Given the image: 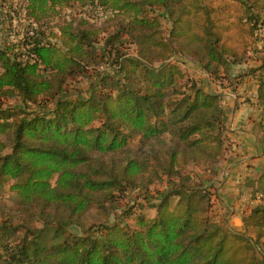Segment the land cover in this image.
<instances>
[{"label":"trees","instance_id":"obj_1","mask_svg":"<svg viewBox=\"0 0 264 264\" xmlns=\"http://www.w3.org/2000/svg\"><path fill=\"white\" fill-rule=\"evenodd\" d=\"M22 9L18 38L0 40V191L8 184L15 197L0 222V264H264V170L242 230L216 223L207 177L191 171L225 151L221 95L179 60L228 83L246 64L264 156V48L248 65L264 0H24ZM83 77H94L86 95L72 93ZM160 182L151 217L129 205L130 221L83 229L90 209L107 217L130 188Z\"/></svg>","mask_w":264,"mask_h":264},{"label":"crops","instance_id":"obj_2","mask_svg":"<svg viewBox=\"0 0 264 264\" xmlns=\"http://www.w3.org/2000/svg\"><path fill=\"white\" fill-rule=\"evenodd\" d=\"M251 62L248 60L249 66L259 64L257 60L254 64ZM234 67L229 83L200 71L203 80L199 81L204 90L221 95L226 140L223 155L206 169L207 174L200 171L199 177H207L205 186L210 192L212 219L233 231H241L243 212L258 198V193L254 198L252 194L257 186L256 179L264 170V156L258 143V122H254L260 114L255 81L243 75L246 64ZM240 73L242 76L237 77ZM203 84H207L206 87Z\"/></svg>","mask_w":264,"mask_h":264},{"label":"rangeland","instance_id":"obj_3","mask_svg":"<svg viewBox=\"0 0 264 264\" xmlns=\"http://www.w3.org/2000/svg\"><path fill=\"white\" fill-rule=\"evenodd\" d=\"M23 1L24 0H0V40L6 39L5 41H15L19 34L21 33L22 29L27 24V20L24 18V12H23ZM97 17H100L99 15ZM103 19H99V22H103ZM109 20V19H108ZM106 20V21H108ZM162 28L164 33L168 30V22L167 20L162 17ZM264 48V37H262L258 42L253 46L251 49V52L249 54V60L253 61L256 59V57L260 54L258 50ZM129 52H131V49H129ZM180 60V66L185 70V73L192 77L196 82H198L201 86L199 80H203L202 76L200 75V71H203L205 74L206 72L200 67V65L193 59L189 58V56H181ZM249 65V64H248ZM105 66H103L104 68ZM248 67H245L246 70ZM101 69V68H100ZM232 70H235V67L232 66ZM207 75V74H206ZM208 76V75H207ZM196 78V79H195ZM94 81V77H83L78 79L75 83L71 84V92H79L82 95H86L87 88L89 84H91ZM204 85V84H203ZM207 85V84H206ZM204 85V87H206ZM9 106H16L18 104L17 101L14 99H10L6 102ZM260 115H258L254 122L256 124V121H259ZM210 168V167H209ZM202 169H192V175L195 179L200 178L199 174ZM202 174H207V172H202ZM203 178V177H201ZM55 178L51 180L52 183H54ZM165 189V185L163 182H160L159 184L155 185L154 187L149 189V192H144L142 189H129L127 193L124 195V197L119 202L118 207L110 213L107 217H104L99 213L95 208H92L88 211L86 216L83 220V229L89 230L90 226H95L99 223H112L114 220L122 219V220H128L129 218H124L122 212L123 208L133 205L138 211H141L143 214H145L147 217H151L154 214V210L152 209V202L155 200L153 199L155 197V190H163ZM15 197L13 193H11L8 189V184L4 187L2 191H0V222L1 219L5 216L3 215L4 212H8L9 210L14 213L15 212ZM26 214V218L28 219V213ZM211 217L214 216L212 213H210ZM25 218V219H26ZM213 218V217H212ZM40 225V221L37 223ZM82 228V227H81ZM81 228L78 227H71V230L75 231L76 233L81 232ZM88 228V229H87ZM259 253V252H257ZM258 256H261L260 253Z\"/></svg>","mask_w":264,"mask_h":264},{"label":"built area","instance_id":"obj_4","mask_svg":"<svg viewBox=\"0 0 264 264\" xmlns=\"http://www.w3.org/2000/svg\"><path fill=\"white\" fill-rule=\"evenodd\" d=\"M259 34H260V36H261V38H262V36H263V34H264V28L263 27H261L260 29H259Z\"/></svg>","mask_w":264,"mask_h":264}]
</instances>
